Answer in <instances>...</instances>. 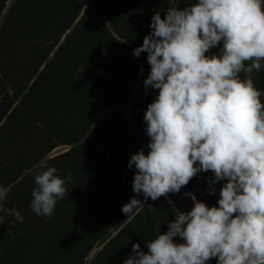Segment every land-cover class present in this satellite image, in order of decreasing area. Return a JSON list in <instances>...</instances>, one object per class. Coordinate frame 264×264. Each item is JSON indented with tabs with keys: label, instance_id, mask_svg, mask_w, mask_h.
Returning a JSON list of instances; mask_svg holds the SVG:
<instances>
[{
	"label": "trees",
	"instance_id": "trees-1",
	"mask_svg": "<svg viewBox=\"0 0 264 264\" xmlns=\"http://www.w3.org/2000/svg\"><path fill=\"white\" fill-rule=\"evenodd\" d=\"M9 1L0 0V184L12 185L5 205L24 220L9 216L0 224V264H124L133 244L147 252L177 211L194 206L176 198L214 187L197 201L218 206L226 181L210 185L214 174L200 172L168 194L172 204L139 194L144 207L127 220L121 209L137 196V170L109 162L110 145L130 158L150 151L143 117L158 91L145 94L150 65L147 53L137 58L134 49L156 12L163 18L168 7L196 0H11L7 7ZM252 78L264 92V64ZM65 146L71 148L50 157ZM41 161L61 178L72 174L51 217L30 208L29 170Z\"/></svg>",
	"mask_w": 264,
	"mask_h": 264
},
{
	"label": "clouds",
	"instance_id": "clouds-1",
	"mask_svg": "<svg viewBox=\"0 0 264 264\" xmlns=\"http://www.w3.org/2000/svg\"><path fill=\"white\" fill-rule=\"evenodd\" d=\"M150 28L133 51L137 58L147 53L145 94L158 91L143 117L150 151L129 160V169L137 170V196L121 211L131 220L144 207L139 194L155 201L179 193L200 172L214 174L210 185L226 183L218 206L186 194L192 209L177 211L167 232L147 242V252L133 244L124 264H207L213 258L217 264H264V92L252 78L264 64V0L171 6L163 18L159 11L152 16ZM29 171H35L30 208L51 217L72 174L61 178L44 161ZM11 188L0 184V224L9 216L24 220L14 205H5Z\"/></svg>",
	"mask_w": 264,
	"mask_h": 264
},
{
	"label": "water",
	"instance_id": "water-1",
	"mask_svg": "<svg viewBox=\"0 0 264 264\" xmlns=\"http://www.w3.org/2000/svg\"><path fill=\"white\" fill-rule=\"evenodd\" d=\"M70 148L71 146L61 147L57 149L54 153H52L50 157L56 156L58 154H62L68 151ZM59 151H63V152L58 153ZM109 151H110L109 162L117 166H120V167L128 166L130 156L126 152H118L113 145L109 146ZM166 198L172 204V201L169 199V197H166Z\"/></svg>",
	"mask_w": 264,
	"mask_h": 264
},
{
	"label": "rangeland",
	"instance_id": "rangeland-1",
	"mask_svg": "<svg viewBox=\"0 0 264 264\" xmlns=\"http://www.w3.org/2000/svg\"><path fill=\"white\" fill-rule=\"evenodd\" d=\"M10 2H11V0L9 1L7 7L10 5ZM0 24H1V21H0ZM61 152H63V151H59L58 153H61ZM208 193H210V192H209V191H204V192H193V193H190V194H195L196 198H198V197L204 196V195H206V194H208ZM175 200H176V201H180V202H182V201H187V200H192V199H191V196H190V195H185V196L178 197V198H176ZM95 252H96V251H94V252L91 254V257L94 255Z\"/></svg>",
	"mask_w": 264,
	"mask_h": 264
},
{
	"label": "built area",
	"instance_id": "built-area-1",
	"mask_svg": "<svg viewBox=\"0 0 264 264\" xmlns=\"http://www.w3.org/2000/svg\"><path fill=\"white\" fill-rule=\"evenodd\" d=\"M175 239H180L179 237H176Z\"/></svg>",
	"mask_w": 264,
	"mask_h": 264
}]
</instances>
